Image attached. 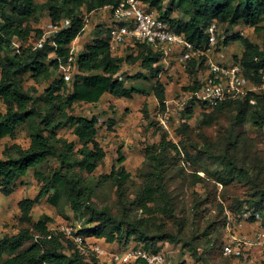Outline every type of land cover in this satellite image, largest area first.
Here are the masks:
<instances>
[{
    "label": "trees",
    "instance_id": "trees-1",
    "mask_svg": "<svg viewBox=\"0 0 264 264\" xmlns=\"http://www.w3.org/2000/svg\"><path fill=\"white\" fill-rule=\"evenodd\" d=\"M36 1L0 0V102L4 106L0 111V140L12 142L6 144L0 157V194L12 196L18 183L30 172L40 187L34 198L17 202L19 228L15 234L0 236V264H105L85 245L79 246L51 230L48 216L32 219V209L43 195L58 215L63 216L68 208L76 220L73 224L82 222L79 234L101 240L103 245L116 244L118 250L132 241L134 246L152 252L159 251L153 249L157 242H181L192 256L196 254L197 239H204L205 244L213 247L218 239L215 231L210 232L212 225L208 229L204 227L196 238L194 232L199 227L187 222L175 193L169 190L170 179L184 180L182 165L185 163L193 165L190 173L193 183L204 182L205 178L197 174L203 159L214 164L213 169H205L214 185L220 184L224 191L243 188L231 200L224 191L220 192L229 211L239 216L243 209L250 208L252 216L248 222L255 223L259 217L263 220L264 158L250 138L244 132L236 133L235 128L251 123L264 144V97L248 93L243 100H225L212 109L191 101L183 113L190 116L196 104L204 112L199 129L226 121L227 128L220 134L221 139L211 142L199 134L196 143L197 133L195 138L190 137L193 140H188L189 145L185 142L179 149L161 135L157 144L144 150L138 185L123 165L125 158L121 149L110 172L95 176L105 158V151L97 140L98 121L94 116L75 115L72 108L96 104L105 95L130 100L140 93L126 83L147 81L148 76L141 72L124 76L122 66L128 62H138L140 68L151 73L149 78L156 79L153 94L160 108H164L165 88L157 78L163 55L150 45L138 42L123 46L130 50L125 55H114L110 45V27L115 24L112 12L110 25L96 29L92 41L73 55L70 53L73 42L84 32L90 14L113 8L121 0H45L40 5ZM140 1L145 10H155L159 19L182 35L195 50L206 45L205 30L213 21L218 26L243 24L255 32L263 30L264 0H167L165 6L164 0ZM40 10L50 20L46 31L32 25L38 22ZM39 41L41 44L37 46ZM229 43L240 44V55L233 60L240 62L245 78L250 84L263 85L264 42L257 44L235 34L225 37L222 44ZM198 60L194 56L186 63L191 77L195 65L202 66V60L199 63ZM66 65H70L71 79L61 69ZM35 86L43 88L41 93ZM187 89L192 92L197 86ZM67 126L71 128L73 140L59 135ZM181 128L190 132L184 123ZM19 131L27 137L26 147L14 143ZM180 155H183L182 165L178 166V161L173 160ZM104 184L115 189V211L96 202L97 192ZM200 202L194 197L193 213L200 210ZM228 223L223 217L218 225L226 228ZM223 242L224 239L219 241L220 255ZM87 253L94 255L87 258Z\"/></svg>",
    "mask_w": 264,
    "mask_h": 264
},
{
    "label": "rangeland",
    "instance_id": "rangeland-1",
    "mask_svg": "<svg viewBox=\"0 0 264 264\" xmlns=\"http://www.w3.org/2000/svg\"><path fill=\"white\" fill-rule=\"evenodd\" d=\"M44 1L45 0H37L36 3L37 5H40ZM167 3L168 1L164 0L163 5L165 6ZM107 9L108 10L103 11L102 14H98L97 12L90 14L87 26L83 32V34L85 33V39H87L88 36H95L96 29H100L102 27L105 28L110 25L108 17L111 15V10L109 8ZM175 15L176 13H173V16ZM32 25L33 27L42 29L43 31L48 30L50 27V20L46 15V12L40 10L38 22L32 23ZM262 25L263 30L260 32H255L252 28L243 24H238L234 27H219L222 32V36L224 37L242 33L245 38L253 41L254 43L261 44L264 42V22ZM90 41H92V39L87 43ZM81 44L83 47V43ZM220 44L223 46L224 52L228 54V56L230 55V59H228L227 62L234 61V56L238 57L240 55L241 47L239 43H229L227 46H231L233 44L232 49L230 47L229 51L227 50V46H224L222 43ZM135 49L137 53L138 50L137 48ZM129 51V49H124L123 55ZM113 53H115V51ZM200 59L198 60V63L202 60ZM201 62L203 67L197 66L196 64L194 68V75L191 77L187 71V62H182L175 56L171 57L166 62L163 60L161 61L162 67L157 78L160 82H162L165 88L164 108H160L153 94L152 85L155 83L156 79L149 78L151 73L149 74L148 71L140 68L138 62L125 63L121 70L124 76H131L140 72L148 76L147 81H127L126 85H133L140 91V93L135 94L132 99L127 100L123 98H113L105 95L96 104L75 105L72 108L75 115L83 114L88 117L94 116L98 121L97 140L105 151V158L95 171V176L100 174L104 175L110 172L112 165L116 163L118 149H121L122 155L125 158L123 165L125 166L126 171L130 174L131 179H133L134 183L138 185L141 180L139 170L143 168L144 150L151 144H157L160 141L161 135H164L168 141L177 145L179 149L182 148V145L185 144V142L189 145L191 140H193L191 138H195L197 133L198 135L194 139L195 142L199 141V134L200 136L204 135L208 139H211V142L222 138L220 134L227 128L226 121L223 120L219 125L211 127L201 126V129H199L198 123L202 119V114L204 112L196 107V104H194L193 112L190 116H186L183 113L184 108L190 105L192 101L189 96L190 90L187 89V87H198L200 83L199 76L202 75L205 70L203 60ZM250 85L252 90L249 93H254L260 98L264 97V84L259 86L254 85L251 82ZM35 88L38 93H41V90L43 89L41 86H35ZM250 103L253 104L254 101L251 100ZM3 109L4 106L0 102V111H3ZM183 123L188 126V131L190 132L185 130L182 131L181 125ZM235 132H244V134H246L253 142L255 149L258 150V154L264 158V144L262 143V136L251 123H246L241 127L235 128ZM59 135L66 137L68 140L74 139L71 135V128L69 126L61 130ZM188 140H190L189 143ZM10 143L12 142L9 140H0V157L6 144L8 145ZM14 143L19 144L22 147L27 146L28 140L23 131H19L17 133ZM176 157L177 159L173 161H178L177 165L181 166L182 164L180 160L183 158V155ZM201 163L204 164L201 168H199L197 174L199 177L205 178L204 182L194 184V178L190 175V173H192L191 170L193 165L185 163L182 165L186 174L184 175V180L172 177L174 179H170L171 184L169 185V190L171 193H175L176 199L180 204L182 213L185 214L184 217L187 222H192L195 225V228L199 227L198 229L200 230L198 232H194V236L196 234L201 235V231L204 227H206L205 229H208V227L212 225L210 232L212 231V234L213 231H215L218 242H216L213 247H210L205 244L204 239H197L195 244L197 245L195 256H192L187 248H183L181 242H157L154 244L155 246L153 245V249L161 251L171 264H176L181 261H185L186 264H243L242 260L235 261L232 259L230 261L224 259L223 257L225 256L222 254V256L220 255L219 241L225 238L226 230L218 224L223 217H226L227 223L232 220V223L233 221H243L247 224H251L247 219L252 216V211L250 208H245L241 211L239 216H234V214L229 211L227 203L224 204L220 197V192L224 191L222 186L220 184L214 185L210 179L207 178L208 173L205 172V169H213L214 164L208 161L205 163L204 159ZM18 186L19 185L16 187ZM242 189L239 188L237 190H230L227 188L224 192L229 195L228 199L231 200L233 196H237L240 191H243ZM39 190L40 187L30 172L27 175L24 184L17 190L18 197H13V195L11 198L5 197V215L3 216L4 219L1 223L2 225L0 224V227H2L0 230V236L17 233L19 228L16 219L18 215L17 200L19 197L34 198L38 194ZM194 197L200 199L202 202L199 204L200 210L193 213L191 207L194 204ZM96 202L99 206H109L115 211L117 207L115 189H113L110 184H104L97 192ZM233 203L234 202H232V205H234ZM31 215L34 221L38 220L43 215L48 216L51 219L48 224L49 228L54 231L62 224H72L76 221L68 208L65 210V214L63 216L58 215L56 210L49 206L44 195L34 205ZM136 215L139 217V214ZM255 215L257 216L259 214L256 213ZM260 220L261 218L259 217L257 221ZM261 221L264 223V218ZM78 222L79 224H82L81 221ZM200 235H196L195 237H200ZM98 243L102 244L100 241H98ZM128 246H134L133 241L129 242ZM111 247L113 248L110 250L118 251L116 244H113ZM257 251L259 252V250ZM91 254L93 253H87L85 256L89 258ZM262 254L264 253L262 252ZM252 255L254 256L256 254L253 253Z\"/></svg>",
    "mask_w": 264,
    "mask_h": 264
},
{
    "label": "built area",
    "instance_id": "built-area-1",
    "mask_svg": "<svg viewBox=\"0 0 264 264\" xmlns=\"http://www.w3.org/2000/svg\"><path fill=\"white\" fill-rule=\"evenodd\" d=\"M110 9L115 23L110 27L112 50L138 42L160 51L164 60L171 56L182 62H187L194 56L203 60L205 70L199 76V86L189 94L195 103L212 109L222 101L242 99L251 92V85L243 74L240 62H227V55L220 44L225 37L216 22L210 23L205 30L206 45L195 50L182 35L172 31L166 22L159 19L155 10H145L140 0H121ZM40 44L41 41L37 46ZM78 52L79 49L73 44L70 53L75 55ZM61 69L68 79L72 78L70 65L62 66ZM244 224L241 221L226 225L222 255L232 257L235 261L242 260L243 264H264V260L258 261L251 254L252 249L264 252V225L256 221L251 223L257 224L256 229L244 233L239 231ZM79 229L78 223H66L58 226L56 231L79 246L85 245L105 264H171L161 251L152 252L141 246L110 250L103 244L90 241L92 238L79 234Z\"/></svg>",
    "mask_w": 264,
    "mask_h": 264
},
{
    "label": "crops",
    "instance_id": "crops-1",
    "mask_svg": "<svg viewBox=\"0 0 264 264\" xmlns=\"http://www.w3.org/2000/svg\"><path fill=\"white\" fill-rule=\"evenodd\" d=\"M106 10H108L107 8H104V9H102V10H99V11H97V13L99 14H102V12L103 11H106ZM110 17L111 16H109L108 17V20H109V22H111V20H110ZM86 37H85V33L83 34H81L78 38H76L75 40H74V42H73V44L79 49V51H81V49H82V44L81 43H83V46L85 45V44H87V42L89 41V40H91L92 38H93V36H88V40L87 39H85ZM78 42H81V43H78ZM230 47H231V49H232V47H233V44L231 45V46H227V50L229 51L230 50ZM123 50H124V48H122V47H117L114 51H115V53H114V55H116V56H122L123 55ZM228 53V52H227ZM227 55V57H229L228 56V54H226ZM171 57H173V56H171ZM171 57H168L167 59H165L164 61L166 62L167 60H169ZM26 180V179H25ZM25 180H22V181H20L19 183H18V187H16V191L13 193V197H18V194H17V190L19 189V187H21L23 184H24V182H25ZM21 190V189H20ZM7 198H11V196L10 197H7ZM23 198H31V197H19V199L17 200V202L18 201H20L21 199H23ZM6 202V198L5 197H3L1 194H0V224L3 222V219H4V215H5V208H4V203ZM2 225V224H1ZM256 226H257V224H247V223H245L244 225H243V227L239 230V231H241V232H244V233H249V232H251V230H254V229H256ZM1 228L2 227H0V230H1ZM90 241H100V242H102L101 240H94V239H91ZM106 246V245H105ZM111 246H113V244L112 245H108V246H106L108 249H112L113 247H111ZM253 253H255L256 255H254L253 257L256 259V260H258V261H262V260H264V255L262 254V252L259 250V252L257 251V249H252V251H251V254H253ZM264 253V252H263Z\"/></svg>",
    "mask_w": 264,
    "mask_h": 264
}]
</instances>
